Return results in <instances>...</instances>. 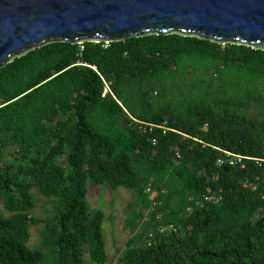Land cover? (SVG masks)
Returning <instances> with one entry per match:
<instances>
[{"label": "trees", "instance_id": "16d2710c", "mask_svg": "<svg viewBox=\"0 0 264 264\" xmlns=\"http://www.w3.org/2000/svg\"><path fill=\"white\" fill-rule=\"evenodd\" d=\"M222 151L259 162L217 166ZM88 183L134 195L115 264H264V48L153 33L2 66L0 264H106ZM33 188L53 203L45 220ZM207 190L220 200L199 206ZM39 223L47 254L27 246Z\"/></svg>", "mask_w": 264, "mask_h": 264}, {"label": "water", "instance_id": "95a60500", "mask_svg": "<svg viewBox=\"0 0 264 264\" xmlns=\"http://www.w3.org/2000/svg\"><path fill=\"white\" fill-rule=\"evenodd\" d=\"M153 33L264 48V0H0V68L52 42Z\"/></svg>", "mask_w": 264, "mask_h": 264}, {"label": "rangeland", "instance_id": "374dc122", "mask_svg": "<svg viewBox=\"0 0 264 264\" xmlns=\"http://www.w3.org/2000/svg\"><path fill=\"white\" fill-rule=\"evenodd\" d=\"M13 147V144H10ZM10 160L16 164H21L19 154L12 149L9 151ZM85 201L89 210H101L103 214V221L101 225L102 235L105 244L107 255L106 264H115L117 257L124 249V244L131 234L126 225L127 216L129 214V206H135V198L132 192L123 188L115 190L109 189L107 186H92L90 183L86 185ZM34 208L30 212L31 216L38 219H47L51 216L53 211V203L51 200L41 196L35 188L31 190ZM0 213L3 216L8 214L2 209L0 203ZM44 230V225L39 223L37 225L27 226L26 233L29 236L27 246L32 249H40L45 254L48 249L41 244V232ZM84 264H93L89 261L87 253H83Z\"/></svg>", "mask_w": 264, "mask_h": 264}, {"label": "built area", "instance_id": "2783aa9c", "mask_svg": "<svg viewBox=\"0 0 264 264\" xmlns=\"http://www.w3.org/2000/svg\"><path fill=\"white\" fill-rule=\"evenodd\" d=\"M244 160H252L255 161L256 163L259 162V160L257 159H253V158H247V157H242L239 155H235L229 152H224L222 151V155L220 156V158L216 161V165L217 166H221L222 164H227L230 167H237L238 168H243V161ZM146 192L149 193L150 198H153V194L150 193L149 187L146 189ZM220 200V193L216 192V191H210L207 190V192L202 195L201 200L199 201V206H202L203 204H217ZM156 203L153 202L151 204V207L155 206ZM148 212L147 210L143 212V219L145 220L147 218ZM158 218V217H157ZM159 233H163V232H175L176 228L173 225H168L165 227H160V229L158 230ZM148 237H151V234L148 235Z\"/></svg>", "mask_w": 264, "mask_h": 264}]
</instances>
